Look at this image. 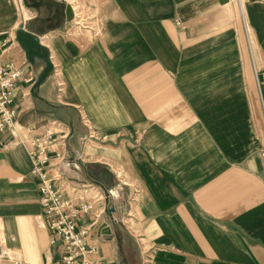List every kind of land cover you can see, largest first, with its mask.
Here are the masks:
<instances>
[{
    "label": "crops",
    "instance_id": "crops-1",
    "mask_svg": "<svg viewBox=\"0 0 264 264\" xmlns=\"http://www.w3.org/2000/svg\"><path fill=\"white\" fill-rule=\"evenodd\" d=\"M0 54L21 68L0 132L20 259L58 257L28 155L56 121L49 172L94 202L103 264H264V0H0Z\"/></svg>",
    "mask_w": 264,
    "mask_h": 264
},
{
    "label": "built area",
    "instance_id": "built-area-1",
    "mask_svg": "<svg viewBox=\"0 0 264 264\" xmlns=\"http://www.w3.org/2000/svg\"><path fill=\"white\" fill-rule=\"evenodd\" d=\"M240 5L242 0H237ZM74 19L78 18L77 8L72 5ZM21 68L12 60H4L0 54V132L9 130L18 118L15 105L17 81ZM61 124L53 121L42 134L29 142L28 155L32 161L31 174L40 180L39 191L43 208V219L49 233L51 248H57L58 257L45 264H103L95 246L87 243L89 227L80 226L82 218L94 207L85 192V187L72 185V195L59 188L56 176L49 172L52 159L49 150L59 140L66 145V132H60ZM264 157V148L261 151ZM56 158L64 160V152H57ZM0 264H33L20 259L7 246L5 236L0 237Z\"/></svg>",
    "mask_w": 264,
    "mask_h": 264
},
{
    "label": "water",
    "instance_id": "water-1",
    "mask_svg": "<svg viewBox=\"0 0 264 264\" xmlns=\"http://www.w3.org/2000/svg\"><path fill=\"white\" fill-rule=\"evenodd\" d=\"M73 16H74L73 9H72L71 5H68V7H67L68 20H72ZM22 29H23V26H20V30H22ZM103 228L106 229L105 231H107V233H111L110 229L106 225Z\"/></svg>",
    "mask_w": 264,
    "mask_h": 264
},
{
    "label": "rangeland",
    "instance_id": "rangeland-1",
    "mask_svg": "<svg viewBox=\"0 0 264 264\" xmlns=\"http://www.w3.org/2000/svg\"><path fill=\"white\" fill-rule=\"evenodd\" d=\"M76 8H77V12H78V20L81 22H83V18H84V12L82 10H79V8L82 7V5L79 2H75L74 3Z\"/></svg>",
    "mask_w": 264,
    "mask_h": 264
}]
</instances>
